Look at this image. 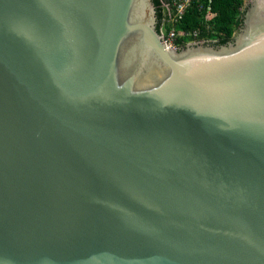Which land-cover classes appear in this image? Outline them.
<instances>
[{"label":"water","instance_id":"95a60500","mask_svg":"<svg viewBox=\"0 0 264 264\" xmlns=\"http://www.w3.org/2000/svg\"><path fill=\"white\" fill-rule=\"evenodd\" d=\"M153 0H0V264H264V0L169 49Z\"/></svg>","mask_w":264,"mask_h":264},{"label":"trees","instance_id":"16d2710c","mask_svg":"<svg viewBox=\"0 0 264 264\" xmlns=\"http://www.w3.org/2000/svg\"><path fill=\"white\" fill-rule=\"evenodd\" d=\"M158 18L157 29L159 30L162 12L160 0H153ZM206 6L207 0H201ZM245 0H212L211 10L215 17L210 22L204 21V11H200L196 5H193L186 13L183 21L175 26L176 30L191 31L199 30L200 35L196 42L208 41L216 45H225L232 40L234 33L242 24L243 9ZM193 38L179 39L180 47H184Z\"/></svg>","mask_w":264,"mask_h":264},{"label":"built area","instance_id":"2783aa9c","mask_svg":"<svg viewBox=\"0 0 264 264\" xmlns=\"http://www.w3.org/2000/svg\"><path fill=\"white\" fill-rule=\"evenodd\" d=\"M211 4L212 0H207L206 6L201 0H160L162 19L159 30L166 47L169 49L180 48L178 40L181 38H193V40L187 44L196 42L194 40L200 35L199 30L186 32L183 30H176L175 26L183 21L186 13L193 5H196L200 11H204V21L210 22L215 17V13L211 10ZM203 42L208 41L203 40Z\"/></svg>","mask_w":264,"mask_h":264},{"label":"rangeland","instance_id":"374dc122","mask_svg":"<svg viewBox=\"0 0 264 264\" xmlns=\"http://www.w3.org/2000/svg\"><path fill=\"white\" fill-rule=\"evenodd\" d=\"M246 2H247V0H245V3L244 4H246Z\"/></svg>","mask_w":264,"mask_h":264}]
</instances>
